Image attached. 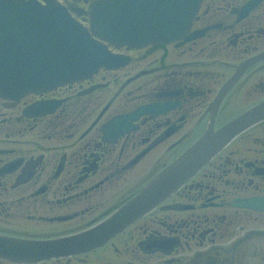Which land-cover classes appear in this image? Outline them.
<instances>
[{
  "label": "flooded vegetation",
  "instance_id": "af4514ba",
  "mask_svg": "<svg viewBox=\"0 0 264 264\" xmlns=\"http://www.w3.org/2000/svg\"><path fill=\"white\" fill-rule=\"evenodd\" d=\"M56 1L86 19L89 0ZM202 28L177 47L112 48L129 62L0 102V234L49 239L106 220L204 132L210 103L239 70L214 127L264 100V0H202L192 29ZM46 99L61 101L50 114H23ZM149 103L166 105L125 132L110 124ZM248 200L264 201V119L102 246L0 264H264V208Z\"/></svg>",
  "mask_w": 264,
  "mask_h": 264
},
{
  "label": "water",
  "instance_id": "95a60500",
  "mask_svg": "<svg viewBox=\"0 0 264 264\" xmlns=\"http://www.w3.org/2000/svg\"><path fill=\"white\" fill-rule=\"evenodd\" d=\"M200 1L94 0L87 11L93 36L53 1L47 6L24 0L0 1V97L17 100L24 94L40 93L90 77L100 66L111 68L126 61L112 54L101 41L140 47L195 37L199 32L189 36L186 33ZM238 72L221 88L213 102L215 107ZM52 107L51 103H40L34 109L41 112ZM262 118L264 101L216 131L209 124L190 148L103 225L51 240L0 236V256L36 261L102 245L176 190L233 136Z\"/></svg>",
  "mask_w": 264,
  "mask_h": 264
},
{
  "label": "rangeland",
  "instance_id": "374dc122",
  "mask_svg": "<svg viewBox=\"0 0 264 264\" xmlns=\"http://www.w3.org/2000/svg\"><path fill=\"white\" fill-rule=\"evenodd\" d=\"M132 72V71H131ZM133 86V84H130L129 87ZM47 143H52V140L51 141H47ZM16 230V229H15ZM13 231V230H12Z\"/></svg>",
  "mask_w": 264,
  "mask_h": 264
}]
</instances>
